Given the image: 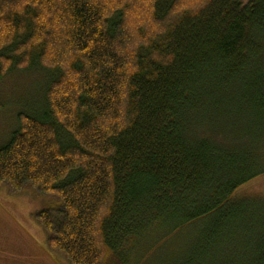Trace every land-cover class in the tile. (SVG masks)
<instances>
[{
    "label": "trees",
    "instance_id": "16d2710c",
    "mask_svg": "<svg viewBox=\"0 0 264 264\" xmlns=\"http://www.w3.org/2000/svg\"><path fill=\"white\" fill-rule=\"evenodd\" d=\"M34 64L58 75L0 147V188L59 200L35 215L51 250L107 264L121 237L209 219L177 264H237L231 199L264 175V0H0V76ZM258 220L242 264H264Z\"/></svg>",
    "mask_w": 264,
    "mask_h": 264
},
{
    "label": "rangeland",
    "instance_id": "374dc122",
    "mask_svg": "<svg viewBox=\"0 0 264 264\" xmlns=\"http://www.w3.org/2000/svg\"><path fill=\"white\" fill-rule=\"evenodd\" d=\"M57 75L34 64L0 76V147L19 130L20 114L37 116L47 108L46 92ZM60 135L64 137L61 132ZM56 201L55 196L39 194L32 188H26L21 194L0 188V264H69L61 254L49 248L47 235L35 217L42 210H59V200ZM242 201L247 210L242 212L245 218L241 228L234 234L233 245L224 243L222 247L225 257L235 258L237 264H242L253 252L252 231L257 229L258 217L264 215L261 210L264 207V175L239 188L231 199V203ZM209 223V219L203 225L198 221L177 230L172 225L160 224L153 232L134 239L121 237L117 251L107 264H177L196 246ZM243 227L251 230H243Z\"/></svg>",
    "mask_w": 264,
    "mask_h": 264
}]
</instances>
